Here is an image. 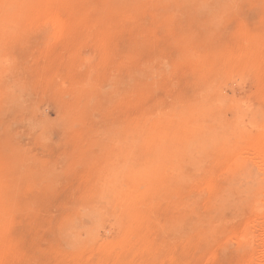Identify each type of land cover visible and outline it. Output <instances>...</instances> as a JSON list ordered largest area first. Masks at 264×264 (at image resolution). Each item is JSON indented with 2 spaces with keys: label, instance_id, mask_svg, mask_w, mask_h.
Listing matches in <instances>:
<instances>
[{
  "label": "rangeland",
  "instance_id": "1",
  "mask_svg": "<svg viewBox=\"0 0 264 264\" xmlns=\"http://www.w3.org/2000/svg\"><path fill=\"white\" fill-rule=\"evenodd\" d=\"M261 137L264 0H0V264H264Z\"/></svg>",
  "mask_w": 264,
  "mask_h": 264
},
{
  "label": "bare ground",
  "instance_id": "2",
  "mask_svg": "<svg viewBox=\"0 0 264 264\" xmlns=\"http://www.w3.org/2000/svg\"><path fill=\"white\" fill-rule=\"evenodd\" d=\"M254 147V150H253V152L255 153V154H257V156H259V157H257V158H261L260 159V162L262 163V162H264V137H261V138H259V139H257V141H255L254 143H253V145H251V147ZM252 147V148H253ZM254 157V156H253ZM263 160V161H262ZM259 161V160H258ZM257 161V162H258ZM259 162V163H260ZM264 164V163H263ZM262 164V165H263ZM260 168V170L262 169L263 170V172H264V165L263 166H260L259 167ZM258 168V169H259ZM263 174V173H262Z\"/></svg>",
  "mask_w": 264,
  "mask_h": 264
}]
</instances>
